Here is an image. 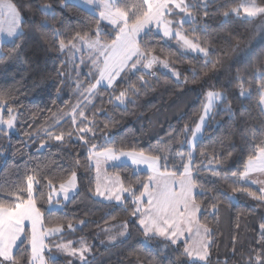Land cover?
<instances>
[{
  "label": "snow or ice",
  "instance_id": "6c2138e0",
  "mask_svg": "<svg viewBox=\"0 0 264 264\" xmlns=\"http://www.w3.org/2000/svg\"><path fill=\"white\" fill-rule=\"evenodd\" d=\"M213 3L214 0H54L37 8L42 19L35 27L38 31L47 30L40 31V39L47 42L50 50L71 61L76 74L73 85L80 98L67 113L65 123L71 127L65 128L59 118L53 117V122L43 130L38 147L43 149L55 143L65 148L75 141L87 148L86 160L94 161L97 172L102 161L113 169H132L135 181L125 183L118 176L111 186L101 188L97 183L89 191L97 198L130 206L126 211L132 217L131 223L143 236L137 243L152 257L147 264H161L155 255L164 257L168 264H208L215 233L202 217L208 213L218 215L222 206L237 204L241 196H248L264 207V180L252 177L253 173L264 175V119L259 130L247 124L242 130L240 165L235 170H225L223 165L233 156L236 145L227 152L223 143L211 151L199 146L200 138L215 119V109L224 104L227 105L224 110L232 112L222 91L213 89L204 93L194 127L184 125L180 133L183 140L173 138L180 148L187 146L186 151L167 147L150 152L124 150L116 147L110 131L103 132L117 123L102 107L105 93L109 105L126 107L135 104L153 86V78L159 81L161 72L170 74L178 84L187 82V77H182L168 58H161L170 53H165L163 47L158 49L155 38L165 43L174 41L183 50L181 55L201 54L206 68L222 65L218 49L210 47L207 41L202 44L198 37L189 38V31H207V24L201 25L197 16L208 17ZM22 7L30 8L31 4L18 7L11 0H0V62L21 50L20 42L25 36ZM69 7L94 14L93 25L74 29L60 15ZM220 9L225 23L233 17L247 23L259 21L258 30L264 33V0H243L234 6L221 4ZM185 24L193 27L186 30ZM239 43L237 40V46ZM85 67L87 79L83 80L80 70ZM197 75L193 71V79ZM233 81L240 97L249 100L256 97L259 112L264 116V51L259 54L255 49L249 51L245 67L236 69ZM98 97L100 106L95 103ZM100 113L104 114L103 122L98 119ZM19 116L13 90H0V134L10 135ZM98 131L103 132V144L95 142ZM75 165L78 167L79 161ZM141 166L147 169L144 178L138 174ZM205 172L215 178L211 186L199 183ZM42 181L49 190L47 219L34 197V186H40ZM256 184L259 187L253 190L252 185ZM78 187L75 170L57 187L46 174L33 169L30 174L25 173L20 185L5 192L7 199L0 198V264H58L60 255L72 258L68 264H91L93 249L84 238L76 242L63 240L66 232H75L86 221L81 219L73 224L71 220L61 222L55 218V213L71 201ZM204 196L209 198L206 204L200 202ZM128 228L126 220L116 234L106 230L108 240L115 243L118 237L130 238ZM259 230L260 250L249 254L248 264H264V222ZM154 241H159V246L154 247ZM137 264H143L140 257Z\"/></svg>",
  "mask_w": 264,
  "mask_h": 264
},
{
  "label": "trees",
  "instance_id": "16d2710c",
  "mask_svg": "<svg viewBox=\"0 0 264 264\" xmlns=\"http://www.w3.org/2000/svg\"><path fill=\"white\" fill-rule=\"evenodd\" d=\"M11 1L18 7L23 4H31V7L21 8L25 36L20 42V52L13 53L7 60L0 62V90H13L20 113L15 131H11L8 136L0 134V198L7 199L4 193L20 185L25 173L30 174L33 169L46 174L57 187L70 175L71 170H75L78 175V191L70 202L62 206L61 211L55 213V218L61 222L71 220L73 224L83 219L86 223L75 232H66L63 240L76 242L84 238L93 249L91 264H137V257H140L143 264H147V260L152 257L137 243L143 236L131 223L132 217L126 211L130 206H119L115 202L97 198L89 191L90 188H95L97 180L93 162L86 160L87 148L75 141L65 148H59L55 143H49L43 149L38 147L39 138L43 135V130L53 122V117L59 118L65 128L71 127L65 121L71 106L80 99L73 85L76 74L66 56L50 50L47 42L40 39V31L47 30L38 31L35 27L42 19L37 10L38 5L54 0ZM242 2L243 0H234V3L233 0H214L209 7L208 17L205 18L202 14L197 16L201 25L207 24V31H189V38L198 37L202 44L207 41L210 47L219 50L222 65H217L216 68L209 65L206 68L202 55L192 52L181 55L183 50L174 41L165 43L157 37L156 47H163L165 53H170L161 58H168L182 77H187V82L178 84L170 74L161 72L159 81L153 78V86L137 98L135 104L126 107L109 105L108 94L105 93L102 107L117 123L115 127L110 126L103 132L110 131L115 136L116 147L145 152L165 147L186 151L187 146L180 148L173 138L183 140L180 133L184 125L194 127L193 122L198 119L204 103L203 94L214 89L227 95V103L231 105L232 112H226L224 108L227 105L224 104L215 109V119L200 138L199 146L211 151L213 147L218 148L223 143V150L227 152L232 150V145H236L233 156L223 168L235 170L240 165L242 130L246 124L259 130L260 121L264 119L257 107L256 97L253 96L250 100L240 97L239 89L233 81L236 69L243 70L245 67L249 51L255 49L257 54L264 51V33L258 30L259 21L247 23L242 18L233 17L230 22L225 23V18L220 15L221 4L234 6ZM60 15L74 29H85L93 25L95 19L94 14L73 7L62 11ZM184 27L190 30L193 26L185 24ZM237 40L240 41L239 46ZM87 70L86 67L81 68V79H87L84 75ZM193 71L198 73L195 79ZM95 103L100 106L99 97ZM61 113L64 115L61 116ZM98 119L103 122L104 114L100 113ZM103 132L98 131L95 140L97 144L104 143ZM76 161H79L78 167L75 165ZM197 161L203 163L199 157ZM107 170L110 175L119 176L125 183L136 179L131 168L109 167ZM138 174L144 178L147 171L139 169ZM214 179L210 173L205 172L201 174L199 183L211 186L210 182ZM135 186L139 187V184L136 183ZM252 187L253 190L258 189L254 185ZM48 194L49 190L43 181L40 186H34L37 207L44 212L46 219ZM208 200L207 196L200 198V202L205 204ZM202 219L215 233L208 264H248L249 254L253 250H260L259 225L264 222V207L258 201L241 196L237 204H225L218 215L208 213ZM126 220L129 221L128 231L131 237H118L117 242H110L109 232L106 230L116 234ZM121 240L125 242L121 243ZM159 244V241L153 242L154 247ZM71 259L60 255L58 264H68ZM155 259L160 260L161 264H168L160 255H155Z\"/></svg>",
  "mask_w": 264,
  "mask_h": 264
},
{
  "label": "rangeland",
  "instance_id": "374dc122",
  "mask_svg": "<svg viewBox=\"0 0 264 264\" xmlns=\"http://www.w3.org/2000/svg\"><path fill=\"white\" fill-rule=\"evenodd\" d=\"M11 2L14 3L13 1H11ZM195 54H197V53H195ZM198 55H201V54H198ZM85 59H87L86 50H85ZM15 129L16 128H14L12 131H15ZM92 162H93V165H94V161H92ZM109 167L110 166L108 164H106V163H104L102 161L101 164H100L99 172H97V170L95 168V171H96V180H97V183L101 186V188H104L106 186H111L112 183H106L105 184V182H104L105 180L111 181V180H113L114 177H117V176H114V175H110V173L108 172L109 170H107ZM141 168H146V167L145 166H141ZM77 179H78V175H77ZM78 185H79V183H78Z\"/></svg>",
  "mask_w": 264,
  "mask_h": 264
},
{
  "label": "crops",
  "instance_id": "0c3cea01",
  "mask_svg": "<svg viewBox=\"0 0 264 264\" xmlns=\"http://www.w3.org/2000/svg\"><path fill=\"white\" fill-rule=\"evenodd\" d=\"M252 177H253V179H257V180H264V175H261V174H259V173H253L252 174ZM116 178L117 177H114L113 178V180H111V181H107V180H105L104 182H105V184L106 183H113V181L115 182L116 181ZM255 187H259V184H256V185H254Z\"/></svg>",
  "mask_w": 264,
  "mask_h": 264
}]
</instances>
